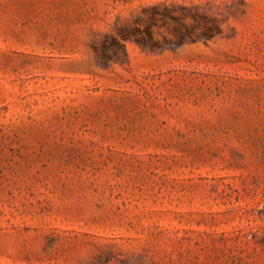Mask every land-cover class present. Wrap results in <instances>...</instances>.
<instances>
[{
  "label": "rangeland",
  "instance_id": "obj_1",
  "mask_svg": "<svg viewBox=\"0 0 264 264\" xmlns=\"http://www.w3.org/2000/svg\"><path fill=\"white\" fill-rule=\"evenodd\" d=\"M0 264H264V0H0Z\"/></svg>",
  "mask_w": 264,
  "mask_h": 264
}]
</instances>
